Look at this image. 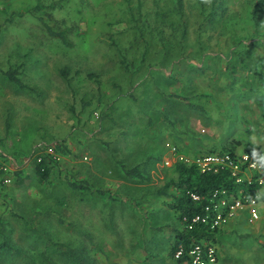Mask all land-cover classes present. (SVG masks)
<instances>
[{"label": "rangeland", "instance_id": "obj_1", "mask_svg": "<svg viewBox=\"0 0 264 264\" xmlns=\"http://www.w3.org/2000/svg\"><path fill=\"white\" fill-rule=\"evenodd\" d=\"M199 98L208 108L183 119L194 132L264 150V0H0V148L19 163L0 159L13 177L0 178V229L14 247L0 264H68L49 238L82 250L86 264H152L180 224L159 194H179L165 187L178 176L157 155L145 180L123 182L121 162L130 143L147 146L136 136L155 129L149 105L190 136L178 119ZM38 155L57 161L48 182ZM163 252L154 264H167Z\"/></svg>", "mask_w": 264, "mask_h": 264}, {"label": "crops", "instance_id": "obj_2", "mask_svg": "<svg viewBox=\"0 0 264 264\" xmlns=\"http://www.w3.org/2000/svg\"><path fill=\"white\" fill-rule=\"evenodd\" d=\"M185 104H187L188 108L191 110L183 111L181 114V119L178 120L184 121L183 119H187L188 112H191L193 115L194 113L192 112V109H194V107H198L200 111L208 108L207 106L209 105V101L208 99L199 98L198 100H187ZM150 110L153 113H150ZM144 112L145 111L142 109H138V111L131 109L129 115H131V118H135L137 114L141 117L144 116ZM146 112L147 114L149 113L147 127L155 126V129L151 130L146 138H144L142 134H139L136 137L139 138L138 141L147 143V146L136 147L133 144L135 142H132L130 143L131 146L128 147L129 151L124 152L126 158L124 165L129 168L140 166L141 173L144 176L150 175L149 172L152 169L160 166L159 162L152 160V158L156 157L157 155L161 157V160L163 159V163L161 162L162 164H164L166 159H169L173 162L171 166L165 164L164 166L165 168H171L169 171L170 173L174 174V172H176L177 175L175 176H178L175 167L178 162H184L187 165H193V159L197 154H199L198 152H205L206 150V152H208L210 150H216L219 148L223 149L226 147H233V152L241 153L243 151H255L256 153L264 155V150H262L260 147L255 148L248 145H241L239 141H233L229 143V146H226V142H218L216 140L208 139L209 137H203V135L201 136L197 132H194V122H183V125L187 126L186 130L190 132V136L184 135V137L181 136L180 133H172L171 126H169L165 121V115L158 113L154 104L149 105ZM200 115L202 118L204 117L202 112ZM213 121H218V119H214ZM175 125L176 126L174 130H178L179 125ZM171 146H178L177 148L179 149V152L177 154H172L170 150ZM180 155L186 158L185 161H180L178 159ZM4 158H7L10 161L9 164L13 168L16 169V166L19 167V163L15 160L12 162L13 158L8 155L6 151L0 148V159L3 160ZM177 178L178 177L173 178V180H176ZM127 179L137 180V178H129L125 176L122 181L126 182ZM149 180L150 178L148 181ZM170 189H175V187L172 186ZM260 191L264 193V186L260 187ZM160 195L165 197L164 204L169 207L172 216H175L178 220L175 212L169 206V204L174 201V198L178 196V193L173 191L171 194L167 193L166 195ZM261 208L263 217L260 221L251 224L248 222V213L245 210H238L233 217H231L217 230L213 237V242L218 248V260L214 264H264V202L262 203ZM171 220L174 222L173 218H171ZM177 223H179V221ZM180 224L173 226L170 242L166 245L164 252L162 251L166 257L167 264H190L188 262L179 263L170 254L172 244L175 239V230L183 229L184 227L182 223ZM162 252H159L158 248L156 247L153 249L151 252L152 258L150 259L152 264H154V261H156L158 257L160 258L159 254ZM148 256L149 254L147 253L142 257V259L147 260Z\"/></svg>", "mask_w": 264, "mask_h": 264}, {"label": "built area", "instance_id": "obj_3", "mask_svg": "<svg viewBox=\"0 0 264 264\" xmlns=\"http://www.w3.org/2000/svg\"><path fill=\"white\" fill-rule=\"evenodd\" d=\"M172 154H177V146H171ZM180 161L185 157L180 155ZM165 165H172L169 159L164 161ZM192 164L201 173H218L228 171L235 189L221 187L215 189L209 195V203L204 206L202 212L183 217V226L190 230L197 224H203L211 229H219L238 210L248 213V222L256 223L263 217L262 203L264 193L260 187L264 186V155L255 151H243L241 153L206 152L197 154ZM12 168L9 164L0 161V178L7 184L13 181ZM188 195L194 202H200L204 197L196 191H188ZM185 257L190 264H214L218 260V248L213 241H192L190 245L180 244L174 253V258Z\"/></svg>", "mask_w": 264, "mask_h": 264}, {"label": "trees", "instance_id": "obj_4", "mask_svg": "<svg viewBox=\"0 0 264 264\" xmlns=\"http://www.w3.org/2000/svg\"><path fill=\"white\" fill-rule=\"evenodd\" d=\"M50 30V29H49ZM17 69H9L5 72V75L8 79L21 88H28V86L18 77ZM55 150L57 153L66 154L65 146L62 144H57ZM224 151H234L233 147H226L221 150H210L209 152H224ZM53 162V163H52ZM34 170L36 175L38 176L40 181L48 182L51 177L52 170L55 169L57 161L50 155H38L34 160ZM122 171L126 177L129 178H137L141 180H145L147 177L142 175L140 166H135L132 168L124 165V162H121ZM176 171L178 173V178L176 180H170L166 187L171 188L174 186L177 191H179L178 196L174 198V201L169 204L170 208L175 212L178 221L183 224V217L185 215H192L197 212H202L205 205L209 203V195L215 189L225 187L227 189H235V185L232 183L230 179V175L228 171H220L218 173H201L196 166L187 165L184 162H178L176 165ZM13 175H16V180L21 182L22 179L20 177V172L15 171ZM15 179V178H14ZM69 186L72 189L81 190L83 192H89L93 188L86 185L83 181L78 182L77 180L71 181L68 180ZM196 191L199 192L204 199L200 202H194L190 196L188 195V191ZM98 196L105 194V192L97 190L96 192ZM160 194L166 195L165 188L160 191ZM64 199L59 201V205H64ZM37 214V213H36ZM41 215V214H40ZM45 217L46 214H43ZM20 219H23L25 225H32V220H28L24 218V216H17ZM64 219H60V222H64ZM0 225H3V219L0 217ZM35 227L33 226L32 229ZM218 229H211L208 226L203 224H197L194 228L187 230L183 227V229L175 230V239L172 244V248L170 251L171 256L174 258V253L176 252L178 246L183 244L184 246L190 245L192 241L203 242V241H213V237ZM44 231H48L47 228H44ZM34 232V231H33ZM6 231L0 229V235L3 237V240H0V254L5 251V249L12 247V244L7 241ZM39 233V232H38ZM36 235V234H34ZM32 235V236H34ZM48 249L51 251L56 250L58 252H62L63 258L68 262V264H86V259L83 251L79 248L74 247L72 244L49 238ZM14 248V247H12ZM4 254V253H3ZM185 257L181 259H177L176 261L179 263L187 262ZM55 264V263H50Z\"/></svg>", "mask_w": 264, "mask_h": 264}]
</instances>
